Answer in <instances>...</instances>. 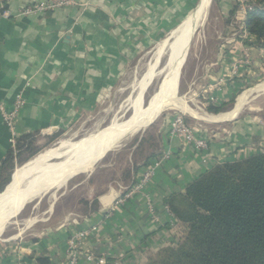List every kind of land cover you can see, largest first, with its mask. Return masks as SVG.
<instances>
[{"label": "crops", "instance_id": "0c3cea01", "mask_svg": "<svg viewBox=\"0 0 264 264\" xmlns=\"http://www.w3.org/2000/svg\"><path fill=\"white\" fill-rule=\"evenodd\" d=\"M45 1L0 0V103L12 109L17 95L22 94L26 100L17 119L16 146L0 114V166L11 151L18 162L27 151L26 143L33 139L42 143L92 118L125 82L139 57L172 31L196 0H77L75 6L56 11L23 13L27 7ZM3 12L7 15L2 16ZM213 43L214 50L204 48L199 52L194 69L200 70L201 78L190 92L217 98L223 104L244 87L241 79L228 85L226 77L231 70L232 49L246 47L232 35L216 36ZM204 53L208 54L207 62L200 63ZM236 116L198 124L201 134L211 137L206 154L173 138V119L164 118L156 127V144L146 142L139 148L137 175L131 173L128 181L117 180L116 186L108 184L97 196V208L80 215L90 218V224L105 219L116 198L124 189L129 190L144 168L170 151L171 160L145 191L154 204L157 221L148 212L145 197L135 195L105 219L98 238L91 237L85 243V254H92L93 261L83 256L79 264H97L102 257L106 264H144L151 254L147 243L159 238L162 226L169 221L166 208L172 195L184 192L189 183L217 163L238 162L255 155L264 137V121ZM20 145H24L23 150H18ZM76 220L72 218L56 232L46 228L32 240L17 237L2 241L0 264H41V259L49 264H67L68 239L87 226L78 225Z\"/></svg>", "mask_w": 264, "mask_h": 264}, {"label": "rangeland", "instance_id": "374dc122", "mask_svg": "<svg viewBox=\"0 0 264 264\" xmlns=\"http://www.w3.org/2000/svg\"><path fill=\"white\" fill-rule=\"evenodd\" d=\"M262 1L264 0L211 1L200 27L197 29L189 44L190 51L188 58L186 54L178 70V74L180 75L181 69L186 62L182 70L180 81L177 83L176 95L178 98L183 99L188 109L194 110L196 113L206 118L231 113L236 110L238 99L243 96L245 92H250L245 104L237 114L236 119L245 115L250 117L252 116V118L256 117L259 123L264 121V91H260L258 89V87L264 84V49L251 45V43L255 42V39L251 37L246 27L248 12L255 8L264 9V2ZM199 3L200 0L194 1L192 10L171 31L173 34L171 32L166 34L162 37L161 41L154 45L152 49L146 51L141 55V57H139V62L128 74L125 82L118 90L113 92L111 98L106 100L104 105L102 104V106L99 107L97 113H95L92 118L90 117L87 121L74 125L71 129L64 130L42 143H39L35 139L32 147H30L28 151L24 152L21 157L24 159L29 158L25 163L17 164V168L14 170L12 176H14L16 171L18 172L20 168L24 167L39 154L53 148H59L62 143L79 144L86 137L98 132L102 133L104 129H109L113 125L118 126L127 124L136 114L138 105H141L139 108L141 111L146 110L150 106L152 99L159 92L156 87L159 73L163 68H165V65H167L169 60L168 57H170L171 54L170 51L167 50L161 58L158 66L157 78L149 87H147L145 91H142L140 82L143 79L144 73L147 67L154 62L160 43L167 40V38H169L168 40H171L173 35L183 25L184 21H186L187 18L196 10ZM229 35H232L236 41L243 43L246 48L244 49L239 46L238 48L232 49L233 52L231 51V55L233 58L231 59V70L229 75L226 77V82L228 85H235L237 80L241 79L243 80V89L240 93L230 97L228 101L223 104L218 103L217 98L192 95L190 92L191 88L193 90L201 78L199 72L200 70L196 72L194 69L199 62L197 59V57L200 58L199 52L204 48L206 50H214V37H225ZM222 49L227 50V47H222ZM251 49H256V51ZM207 56L208 54L204 53L201 56L200 63H205L208 59ZM202 60L204 62H202ZM200 65L201 64H199V66ZM252 72H256V74L253 75ZM244 80H246V82ZM190 98H192V100H190ZM215 105L220 107L223 106L222 112L218 115L208 112V107ZM177 115H184L188 122L196 129H201L198 127V124L212 123L193 113H187L178 108H168L162 111L142 130L125 138L119 144L120 146L118 145L113 150L105 153L93 165L75 174L72 178L68 179L64 184L59 186V188L56 187L38 198L25 202L26 206L25 204L20 206L5 226L4 232L0 236V243L6 240L14 241L17 237L32 240L33 235L39 236V233L41 234L45 232L46 228L52 229L56 232L58 228L61 229L62 225H67L74 217L79 219L75 221L78 225H81V223H88L87 220L90 218L80 216L82 215V211L85 213L87 210L97 208V196L104 191L108 184L112 183L113 186H116L117 184L115 182L117 180L124 178V181H126L129 177L131 178V173L132 175H137L140 170L137 163V160L139 159V151L141 152L139 148L142 147V144H146V142L149 144L153 143L155 145L157 141L156 135L159 134L156 128L157 125L162 123L164 118H166L167 121H171ZM192 117H198L196 122L191 120ZM228 120L229 119H227V121ZM199 133L201 132L199 131ZM208 137L209 140H211L210 135ZM261 149L264 150V137H261V141L258 149L255 151V155L264 154L262 153L263 150L260 151ZM51 163L54 164L57 163V161L54 160ZM11 180L13 181L12 177ZM124 190V193L120 196L127 193V190ZM119 197H117L116 200ZM24 206L25 208L22 211ZM113 207V212H115L123 206L117 208L114 203ZM107 212H110V210H107ZM174 219L175 220L172 222H170V220H172L170 219L162 226L159 238L153 239L147 243L151 254H148V257L146 256L144 262L163 249L178 247L184 237L186 227L183 224H179L176 217Z\"/></svg>", "mask_w": 264, "mask_h": 264}, {"label": "trees", "instance_id": "16d2710c", "mask_svg": "<svg viewBox=\"0 0 264 264\" xmlns=\"http://www.w3.org/2000/svg\"><path fill=\"white\" fill-rule=\"evenodd\" d=\"M246 27L255 39L251 45L264 49L263 8L248 12ZM222 110L208 107L216 115ZM34 141L26 143L27 151ZM16 157L11 151L0 166V193L16 165L29 158L17 162ZM167 206L185 225L184 237L177 248L163 249L144 264H264V154L213 165L184 192L172 195Z\"/></svg>", "mask_w": 264, "mask_h": 264}, {"label": "bare ground", "instance_id": "6f19581e", "mask_svg": "<svg viewBox=\"0 0 264 264\" xmlns=\"http://www.w3.org/2000/svg\"><path fill=\"white\" fill-rule=\"evenodd\" d=\"M211 1L200 0L197 9L184 21L171 40L167 38V40L160 43L154 62L147 67L146 71L144 70L143 79L142 81L140 80L141 82L139 81L142 91H145L157 78L158 66L162 56L167 50L171 54L168 57L167 65L159 73L156 85L159 92L152 99L150 106L146 110L141 111L139 109L141 105H138L136 114L127 124L113 125L109 129H104L102 133L98 132L86 137L79 144L62 143L59 148H53L39 154L24 167L20 168L18 172L14 173L11 185L0 194V236L17 209L24 205L25 202L38 198L56 187L59 188L75 174L90 167L105 153L116 148L125 138L142 130L162 111L168 108H178L208 121L227 120L240 112L250 92L245 93L238 99L236 110L211 118L203 117L194 110L188 109L183 99L178 98L176 95L177 83L179 82L178 70ZM258 89L264 91V84ZM54 160L57 163L52 164L51 162Z\"/></svg>", "mask_w": 264, "mask_h": 264}, {"label": "built area", "instance_id": "2783aa9c", "mask_svg": "<svg viewBox=\"0 0 264 264\" xmlns=\"http://www.w3.org/2000/svg\"><path fill=\"white\" fill-rule=\"evenodd\" d=\"M77 4V0H46L43 3L35 4L27 7L23 13L37 14L44 13L48 11H56L62 8L72 7ZM3 7H1L2 9ZM251 10V9H250ZM7 13L3 12L2 16H6ZM26 100L22 94L16 96L12 109H7L4 104L0 103V114L3 118V121L6 127L11 133V143L16 146L18 133H17V119L23 107L25 106ZM170 134L173 138L180 139L182 142L190 144L197 151L202 153H207L210 148V140L207 134L199 133V130L193 127L190 123L187 122L184 115H177L171 122ZM261 149L260 151H262ZM264 153V150L262 151ZM172 158V153L170 151L164 152L161 156L158 157L153 163L144 168V170L138 176V179L133 183L125 195L120 196L115 201V206L117 208L123 206L129 199L135 195H142L146 198V206L149 213L153 216V220L157 221L155 217V207L152 200L149 198V195L145 193L146 188L150 183L155 179V176L159 170H161L165 164L170 161ZM114 211V207L105 214V219L111 218ZM167 215L170 222L175 220V215L167 206L166 208ZM105 219H102L98 223L90 224L87 223V226L84 229H77L71 237L68 239L67 243V264H79V261L86 256L88 261H93V255L86 253L84 251V245L91 237H97L100 235L104 224ZM97 264H106V260L102 257Z\"/></svg>", "mask_w": 264, "mask_h": 264}, {"label": "water", "instance_id": "95a60500", "mask_svg": "<svg viewBox=\"0 0 264 264\" xmlns=\"http://www.w3.org/2000/svg\"><path fill=\"white\" fill-rule=\"evenodd\" d=\"M197 9V8H196ZM189 51H190V48L188 49V52H187V58H188V54H189ZM185 64H186V62H185ZM185 64H184V66H185ZM184 66H183V68H184ZM183 68L181 69V72H180V75H179V81H180V78H181V74H182V70H183ZM12 178H13V176H12ZM12 181V180H11ZM11 183V182H10ZM10 183L6 186V188L4 189V191L7 189V187L10 185ZM3 191V192H4ZM2 192V193H3ZM2 193H0V194H2ZM25 206H26V204H25ZM25 206L23 207V209H22V211L24 210V208H25Z\"/></svg>", "mask_w": 264, "mask_h": 264}]
</instances>
